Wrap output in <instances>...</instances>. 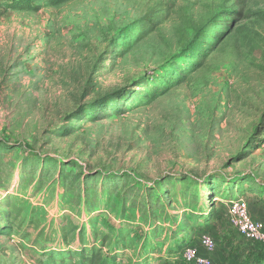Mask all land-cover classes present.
<instances>
[{
	"label": "rangeland",
	"instance_id": "374dc122",
	"mask_svg": "<svg viewBox=\"0 0 264 264\" xmlns=\"http://www.w3.org/2000/svg\"><path fill=\"white\" fill-rule=\"evenodd\" d=\"M6 2L0 264L252 261L228 211L264 226V0Z\"/></svg>",
	"mask_w": 264,
	"mask_h": 264
},
{
	"label": "trees",
	"instance_id": "16d2710c",
	"mask_svg": "<svg viewBox=\"0 0 264 264\" xmlns=\"http://www.w3.org/2000/svg\"><path fill=\"white\" fill-rule=\"evenodd\" d=\"M70 1H74V0H7V2L5 3V6L9 10H12V11L37 12L42 5L57 6V5L67 3ZM152 22H153V26L154 25L156 26L159 23V22L157 23L154 19L152 20ZM126 233L128 232H120L119 234L116 235V237L119 238L120 245L124 243V241L129 237V234H126ZM104 240L105 239L103 238L102 242H105ZM82 242H83V238H82ZM184 242L185 240H179L176 246L177 249L181 248L184 245ZM250 242L255 246V248H258V252H257V255L253 257L252 261L248 259V261H245L244 264L246 263L247 264H263L264 263V244L260 242H253V241H250ZM132 244L133 242H129V245H132ZM147 248H148V243L146 242V238H144L140 244L139 250L141 252ZM188 248L189 247L181 248L182 258H183V254L185 250ZM112 249L106 255H103L102 248L95 249L94 247H90L87 250L86 248L85 249L81 248V250L74 252V255L77 257L76 264H123L122 259H121V257L123 256V253H121V256H120L117 252H119L120 250H124L125 247L124 248L122 247V249H118L116 252L113 251ZM215 250H216V244H215ZM138 260H136L134 263H131V264H148L147 260L144 262H137ZM189 264H193V263H189ZM232 264H237V262L234 261Z\"/></svg>",
	"mask_w": 264,
	"mask_h": 264
},
{
	"label": "built area",
	"instance_id": "2783aa9c",
	"mask_svg": "<svg viewBox=\"0 0 264 264\" xmlns=\"http://www.w3.org/2000/svg\"><path fill=\"white\" fill-rule=\"evenodd\" d=\"M229 222L231 227L242 237L249 241L260 242L264 244V226L257 221H254L248 214L245 204L237 201L232 202L229 207ZM200 246L207 252L215 251V244L212 238L207 235L200 237ZM184 261L193 264H212L206 258L196 255L194 249L188 248L183 254Z\"/></svg>",
	"mask_w": 264,
	"mask_h": 264
}]
</instances>
